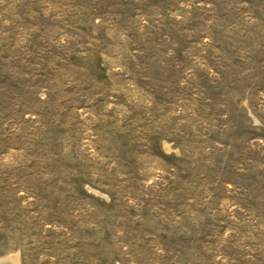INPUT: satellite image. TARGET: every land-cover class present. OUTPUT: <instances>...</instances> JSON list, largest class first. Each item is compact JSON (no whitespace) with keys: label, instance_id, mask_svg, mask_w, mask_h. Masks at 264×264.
<instances>
[{"label":"rangeland","instance_id":"1","mask_svg":"<svg viewBox=\"0 0 264 264\" xmlns=\"http://www.w3.org/2000/svg\"><path fill=\"white\" fill-rule=\"evenodd\" d=\"M264 264V0H0V258Z\"/></svg>","mask_w":264,"mask_h":264},{"label":"bare ground","instance_id":"2","mask_svg":"<svg viewBox=\"0 0 264 264\" xmlns=\"http://www.w3.org/2000/svg\"><path fill=\"white\" fill-rule=\"evenodd\" d=\"M0 264H18L16 256H7L4 258H0Z\"/></svg>","mask_w":264,"mask_h":264}]
</instances>
